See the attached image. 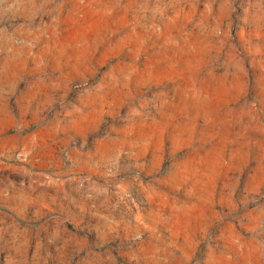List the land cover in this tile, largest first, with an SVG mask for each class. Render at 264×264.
Wrapping results in <instances>:
<instances>
[{"label": "rangeland", "instance_id": "rangeland-1", "mask_svg": "<svg viewBox=\"0 0 264 264\" xmlns=\"http://www.w3.org/2000/svg\"><path fill=\"white\" fill-rule=\"evenodd\" d=\"M0 264H264V0H0Z\"/></svg>", "mask_w": 264, "mask_h": 264}]
</instances>
